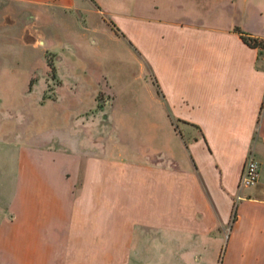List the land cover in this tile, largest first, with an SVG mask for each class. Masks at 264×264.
Masks as SVG:
<instances>
[{"label": "crops", "instance_id": "0c3cea01", "mask_svg": "<svg viewBox=\"0 0 264 264\" xmlns=\"http://www.w3.org/2000/svg\"><path fill=\"white\" fill-rule=\"evenodd\" d=\"M83 2L117 33L101 50L148 66L155 113L132 129L116 103L99 128L42 104L39 131L18 121L16 70H0V264H151L163 244L195 264H264V47L243 38L264 40V0ZM1 4L47 20L76 0ZM249 154L259 178L240 186Z\"/></svg>", "mask_w": 264, "mask_h": 264}, {"label": "rangeland", "instance_id": "374dc122", "mask_svg": "<svg viewBox=\"0 0 264 264\" xmlns=\"http://www.w3.org/2000/svg\"><path fill=\"white\" fill-rule=\"evenodd\" d=\"M83 3V0H76L73 7L62 8L59 13L62 16L54 9L47 20L46 15L37 13L36 9L30 13L24 6L16 5L13 13L7 14L2 11L5 5H0V55L8 54L15 59L10 63L0 61V70L9 66L16 70L17 78L12 81L16 80L17 86L12 85L13 92L18 107H24L19 109L20 124L27 125L26 120L31 122L36 117L38 121L34 122V127L42 130L40 112L43 111L39 110L42 104L49 105L50 115L60 107L65 109L67 117L76 113L83 121L97 120L99 128L110 118L116 103L118 110L132 119V129L140 126L146 115L155 113L143 99L148 88L155 84L148 66L128 58L126 49L120 44L112 47L109 53L105 52L109 51V46L101 50L98 46L103 39L116 42L117 33L113 30L112 35L111 24L100 12L94 14L101 15L105 21H101L103 26L91 22L94 15ZM94 26L101 35L95 33ZM101 51L104 54H100ZM64 56L73 57L75 61H64ZM98 59L100 62L95 61ZM2 91V97H8ZM173 123L175 128L181 129L177 120ZM230 225L231 220L224 226L226 234ZM162 249L157 254L146 252V263L195 264L203 261L200 254L171 253L164 244ZM215 264H220L219 259H215Z\"/></svg>", "mask_w": 264, "mask_h": 264}, {"label": "built area", "instance_id": "2783aa9c", "mask_svg": "<svg viewBox=\"0 0 264 264\" xmlns=\"http://www.w3.org/2000/svg\"><path fill=\"white\" fill-rule=\"evenodd\" d=\"M260 174L258 160L249 154L244 163L239 177L240 186H249L257 181Z\"/></svg>", "mask_w": 264, "mask_h": 264}, {"label": "trees", "instance_id": "16d2710c", "mask_svg": "<svg viewBox=\"0 0 264 264\" xmlns=\"http://www.w3.org/2000/svg\"><path fill=\"white\" fill-rule=\"evenodd\" d=\"M243 38L253 46H264V40L257 39L256 37H251L247 35H243Z\"/></svg>", "mask_w": 264, "mask_h": 264}]
</instances>
